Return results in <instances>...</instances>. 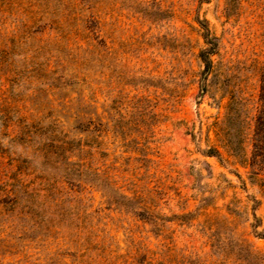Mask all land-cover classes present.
Listing matches in <instances>:
<instances>
[{
	"label": "rangeland",
	"instance_id": "obj_1",
	"mask_svg": "<svg viewBox=\"0 0 264 264\" xmlns=\"http://www.w3.org/2000/svg\"><path fill=\"white\" fill-rule=\"evenodd\" d=\"M263 75L264 0H0V264H264Z\"/></svg>",
	"mask_w": 264,
	"mask_h": 264
},
{
	"label": "trees",
	"instance_id": "obj_2",
	"mask_svg": "<svg viewBox=\"0 0 264 264\" xmlns=\"http://www.w3.org/2000/svg\"><path fill=\"white\" fill-rule=\"evenodd\" d=\"M206 44L208 48L202 51L200 57L206 66L205 74H210L213 69L212 58L217 53V44L209 31L206 35ZM260 101L262 103V108L257 116L254 138V152L250 165L257 166L261 172H264V75ZM209 156L221 159V155L217 150H211Z\"/></svg>",
	"mask_w": 264,
	"mask_h": 264
}]
</instances>
